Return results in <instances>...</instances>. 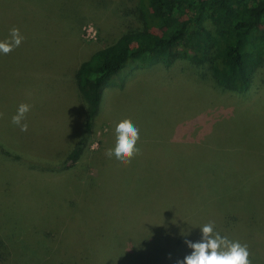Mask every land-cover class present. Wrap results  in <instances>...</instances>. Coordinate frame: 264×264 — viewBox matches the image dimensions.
I'll list each match as a JSON object with an SVG mask.
<instances>
[{
	"label": "rangeland",
	"instance_id": "1",
	"mask_svg": "<svg viewBox=\"0 0 264 264\" xmlns=\"http://www.w3.org/2000/svg\"><path fill=\"white\" fill-rule=\"evenodd\" d=\"M140 3L0 0V41L13 27L24 37L0 53V264H40L39 250L43 264H175L210 222L264 264V66L243 94L217 85L213 62L114 78L124 87L104 91L84 132L76 71L142 27ZM21 103L26 132L11 122ZM123 119L140 135L127 165L105 155ZM83 133L90 150L65 162Z\"/></svg>",
	"mask_w": 264,
	"mask_h": 264
},
{
	"label": "trees",
	"instance_id": "2",
	"mask_svg": "<svg viewBox=\"0 0 264 264\" xmlns=\"http://www.w3.org/2000/svg\"><path fill=\"white\" fill-rule=\"evenodd\" d=\"M140 4L142 27L129 28L76 71L78 90L88 105L85 133L93 130L104 91L114 85L123 88V78L139 69L159 64L169 68L180 59L197 66L213 62L219 87L238 94L251 90L257 71L264 66V0H141ZM122 76L119 83L113 82ZM85 133L78 137L65 162L76 163L88 153ZM240 185L244 188L240 193L250 192L249 183ZM238 187L232 193H237ZM231 220L228 228L239 223ZM3 240L0 236L2 249ZM48 251L34 254L40 264L46 261ZM178 257L177 261L184 259ZM15 259L23 264L16 255Z\"/></svg>",
	"mask_w": 264,
	"mask_h": 264
},
{
	"label": "clouds",
	"instance_id": "3",
	"mask_svg": "<svg viewBox=\"0 0 264 264\" xmlns=\"http://www.w3.org/2000/svg\"><path fill=\"white\" fill-rule=\"evenodd\" d=\"M23 39L18 28H11L9 37L0 41V53L10 54L21 45ZM29 111L30 105L21 103L16 114L11 118V122L23 132L28 130V124L22 123V121L26 119V114ZM139 139V129L130 119H123L115 126L114 147L107 149L105 155L109 158L115 157L120 164L127 165L134 155L139 153V149L136 147ZM200 228L201 240L198 242L185 240L192 251L182 261H177V264H251L247 244L232 241L228 237L214 232L211 222Z\"/></svg>",
	"mask_w": 264,
	"mask_h": 264
}]
</instances>
